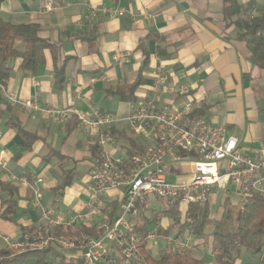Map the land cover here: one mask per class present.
<instances>
[{"label":"crops","instance_id":"obj_1","mask_svg":"<svg viewBox=\"0 0 264 264\" xmlns=\"http://www.w3.org/2000/svg\"><path fill=\"white\" fill-rule=\"evenodd\" d=\"M255 2L253 14H264V0ZM45 4L56 8L45 12ZM102 9L114 13H103ZM222 10V0H7L0 3L3 21L39 25L40 36L58 47L55 54L64 66V81L56 86L51 52L45 53L44 65L35 76L19 70V59L9 62L10 77L5 90L15 94L18 103L10 104L0 96V152H4L6 163L5 170H0V182L15 188L16 209L11 220L0 216V250L15 249L23 246L26 237H36L41 222L28 184L38 178L42 183L33 187L42 193V186L44 195L52 194L46 199L42 195L44 207L72 216L88 203V171L94 161V140L78 127L73 117L63 116L61 122L55 123L47 115L26 111L24 102L34 101L39 106L69 108L84 114L96 111L94 99L88 100L90 96L113 97L125 103L127 113L117 118L112 127L115 142L110 148L115 156L123 157L132 149L129 140L133 142L134 152L142 151L148 144L130 132L125 118L130 104L138 96L150 93L156 71L161 68L168 75V83L187 85L190 89L184 96L162 97V102L174 108L195 103L199 114L223 126L227 137L237 139L242 154L253 157L264 151V71L254 67L246 45L236 40V30L223 29ZM22 48V44L17 47ZM137 80L140 85L131 101L107 94ZM13 123L36 137L29 148ZM68 140L81 146L74 151V157L62 152ZM83 165L85 169L79 173L77 168ZM185 165H178L171 175L176 179L186 175ZM187 166L192 171L188 163ZM65 174L69 176L68 185L56 190ZM12 176L22 177L26 183H16ZM73 180L82 187L73 184ZM81 192L85 193L83 201L77 200ZM121 193V189L109 192L114 206ZM231 194L237 195L232 186L229 193L217 192L207 204L210 211H220L214 218L220 217L221 203L225 198L230 199ZM6 196L5 192L0 193V215L5 209ZM237 202L242 203L239 196ZM162 205L151 203L152 210L134 222L135 231L139 232L141 218L152 220L156 212L165 210V206L160 209ZM178 206L182 213L187 208ZM156 219V223L151 221L145 227L146 232L170 224L166 217ZM75 229L82 228L76 224L70 232ZM90 229L84 232L92 233ZM15 250L20 254L24 247ZM71 252L75 253H59L76 259L77 253L67 256Z\"/></svg>","mask_w":264,"mask_h":264},{"label":"built area","instance_id":"obj_2","mask_svg":"<svg viewBox=\"0 0 264 264\" xmlns=\"http://www.w3.org/2000/svg\"><path fill=\"white\" fill-rule=\"evenodd\" d=\"M56 7L45 4V12ZM103 13L114 11L102 9ZM187 85L168 83V75L159 68L148 95H140L130 104L125 122L130 132L148 142L142 151L127 156L111 152L115 139L112 127L116 119L93 111L90 114L72 109L39 106L34 101L22 103L26 111L49 116L59 123L63 116L73 117L78 127L94 140L98 158L88 171V203L72 216L41 204L42 193L28 184L33 205L39 211L41 226L36 237H26L23 246L39 243L38 250L54 246L60 253L74 251L80 264H145L140 245L152 243L155 229L136 232L134 222L151 211L150 197L165 208L175 204L186 207L204 206L217 192L235 193L243 203L249 194L264 197V151L256 156L242 154L235 137L225 135L223 126L214 124L199 114L198 105L185 103L179 108L162 102V97H180L189 93ZM0 96L10 104L18 103L13 93L0 85ZM4 152H0V170H5ZM188 163L192 177L167 180L176 167ZM16 183H26L22 177H10ZM121 189L116 206L109 192ZM79 224L92 228V233L73 234L70 229ZM58 229L62 233H58ZM193 235L184 231L175 238H166L167 253L182 255L191 248Z\"/></svg>","mask_w":264,"mask_h":264},{"label":"trees","instance_id":"obj_3","mask_svg":"<svg viewBox=\"0 0 264 264\" xmlns=\"http://www.w3.org/2000/svg\"><path fill=\"white\" fill-rule=\"evenodd\" d=\"M5 1L7 0H0V3ZM222 2L223 29L233 27L236 30V40L246 45L254 67L259 71H264V14H253L256 9L255 0L245 3L239 0H222ZM40 32V26L34 23L12 24L0 19V85L4 88L10 77L9 62L11 59L16 58L21 61L19 66L21 72L35 76L37 69L44 65L46 52H51L53 55L55 85H62L64 66L55 54L58 47L42 38ZM16 43L23 45L22 50L15 47ZM139 85L140 80H137L129 85L118 86L107 94L117 96L121 101H131L135 99V91ZM12 126L25 139V145L29 148L36 137L23 131L16 123ZM129 143L132 146L129 151L131 155L134 153L133 142L129 140ZM94 149L95 161L98 155L95 146ZM63 179L56 190L68 185L69 176L65 174ZM14 191L13 186L0 182V193L5 192L7 195L3 203L5 209L0 215L5 220H11V216L15 213ZM221 208L220 217L214 218L211 217L208 205L201 207L190 205L182 213L178 204H175L156 212L152 220L146 217L141 218L138 230L145 233V227L151 221L156 223V218L166 217L170 224L166 228L160 226L156 228L157 234L165 238H175L182 232L188 231L193 235V247H198L209 240L215 264H234L235 256L241 250L250 260L256 261L257 264H264V197L249 194L243 203H233L229 198H225L221 203ZM81 228L72 230V233L80 234L84 230H91L85 226ZM150 248L144 242L140 245V253L145 264H208L203 259L194 258L190 253L175 255L160 252L157 257L153 258ZM0 264H80V260L66 258L49 246L43 251L26 250L20 254H14L10 249L0 250Z\"/></svg>","mask_w":264,"mask_h":264},{"label":"rangeland","instance_id":"obj_4","mask_svg":"<svg viewBox=\"0 0 264 264\" xmlns=\"http://www.w3.org/2000/svg\"><path fill=\"white\" fill-rule=\"evenodd\" d=\"M18 46H21V43H16L15 44V47L17 48ZM93 100L94 102V109L97 111V112H100V113H104V114H107V115H110L112 116L113 118L117 119V118H121L123 116L126 115L127 113V105L125 103H120L117 99L113 98V97H105V96H102V95H98L96 97L94 96H90L88 97V100L90 101ZM120 107L119 109H115L116 107ZM78 134V132L76 133ZM83 139V136L81 137ZM81 139V140H82ZM84 140V139H83ZM74 140H68L67 143H65V147L64 149L62 150V152L68 156H72L74 157L73 153L74 151H76L77 149H80L81 146L80 144H74L73 143ZM85 169V166H79L77 168V171L80 173V172H83V170ZM184 171L187 173L186 175H181V177L179 178H175L174 175H170L167 177V180L170 181V182H173V181H181V180H186V179H189L192 177V171L188 168L187 166V163L185 165V168H184ZM73 184H78L76 180H73ZM80 187H82V185L78 184ZM41 190H42V195L44 196V198H49L51 194V192H47V194L44 195V191H43V187L41 186ZM84 196H85V193L84 192H81L78 194V199L77 200H80V201H83L84 200ZM218 199H219V196L216 197L215 201L216 203L218 202ZM230 200L234 203V202H237L238 201V196L237 195H234V194H231L230 195ZM150 202L152 204H155V203H159L158 201H155L153 198L150 197ZM164 208V205H162L160 207V209ZM213 210V209H212ZM220 211L219 210H216V211H211V216L213 217H218ZM164 223H166L164 221ZM79 225V224H78ZM208 231V230H207ZM59 233V232H58ZM62 233V232H61ZM59 233V234H61ZM35 237V236H34ZM197 244V243H196ZM201 244V243H200ZM151 248V253H152V256L153 258L157 257L159 255L160 252H167V248H166V238L159 235L158 234V238H156L152 243H149L148 244ZM193 242H192V245H191V248L187 251V253H190L191 256H193L194 258H197V259H203L205 260L208 264H215L213 258H212V255H211V244H210V241L209 240H206L204 242V244H201V245H198V247H193ZM24 247V250H22L23 252H25L26 250H33L31 249V246H19L15 249H23ZM33 248L34 250H38L39 248V243L38 244H35L33 245ZM15 249H10L12 253L14 254H18L20 251L18 250H15ZM40 251H43V250H40ZM72 255H75V253H68L67 256H72ZM234 264H257L256 261H251L249 260L248 258L245 257V254L244 252L241 250L238 255L235 257V261H234Z\"/></svg>","mask_w":264,"mask_h":264}]
</instances>
